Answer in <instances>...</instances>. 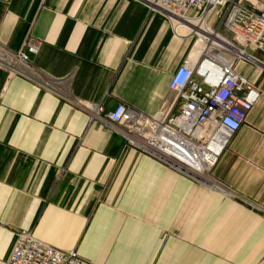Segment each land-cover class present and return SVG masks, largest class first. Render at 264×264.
Wrapping results in <instances>:
<instances>
[{
	"label": "crops",
	"instance_id": "crops-1",
	"mask_svg": "<svg viewBox=\"0 0 264 264\" xmlns=\"http://www.w3.org/2000/svg\"><path fill=\"white\" fill-rule=\"evenodd\" d=\"M28 40L39 44L34 80L0 66V264L19 230L92 264L262 262L264 71L237 66L258 100L212 184L197 183L126 147L80 105L153 116L173 100L170 76L192 43L164 18L134 0H0V47L16 53Z\"/></svg>",
	"mask_w": 264,
	"mask_h": 264
},
{
	"label": "built area",
	"instance_id": "built-area-1",
	"mask_svg": "<svg viewBox=\"0 0 264 264\" xmlns=\"http://www.w3.org/2000/svg\"><path fill=\"white\" fill-rule=\"evenodd\" d=\"M148 14L164 18L173 37L190 40L182 63L172 72L169 91L153 116L122 103L110 112L101 104H80L90 117L118 135L126 147L197 183L192 171L208 177L220 154L245 123L259 91L237 73L245 63L264 71V6H246L247 0H134ZM38 42L26 41L13 53L0 47V66L9 74L34 80L29 55ZM55 96L71 103L63 90ZM189 157V164L173 155L175 149ZM188 168V169H185ZM200 169V170H198ZM5 264H92L75 251H65L19 230Z\"/></svg>",
	"mask_w": 264,
	"mask_h": 264
},
{
	"label": "bare ground",
	"instance_id": "bare-ground-1",
	"mask_svg": "<svg viewBox=\"0 0 264 264\" xmlns=\"http://www.w3.org/2000/svg\"><path fill=\"white\" fill-rule=\"evenodd\" d=\"M172 153L174 156L179 158V160L183 161L184 163L189 164V157L183 151L176 148L175 150L172 151ZM185 169H188V168H185ZM192 173L200 175L199 177L202 179L204 183L212 184L211 179L204 174V171L201 172L200 170L198 173V171L193 170Z\"/></svg>",
	"mask_w": 264,
	"mask_h": 264
},
{
	"label": "rangeland",
	"instance_id": "rangeland-1",
	"mask_svg": "<svg viewBox=\"0 0 264 264\" xmlns=\"http://www.w3.org/2000/svg\"><path fill=\"white\" fill-rule=\"evenodd\" d=\"M242 65L243 66H241V67H244V65H246V64L245 63H242ZM241 70H242V68H241ZM260 264H264V259L262 260V262Z\"/></svg>",
	"mask_w": 264,
	"mask_h": 264
}]
</instances>
